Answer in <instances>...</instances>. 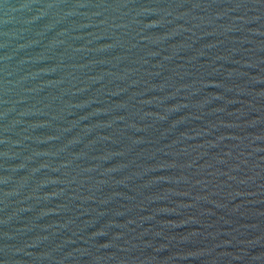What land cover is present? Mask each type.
Wrapping results in <instances>:
<instances>
[{"label": "water", "instance_id": "95a60500", "mask_svg": "<svg viewBox=\"0 0 264 264\" xmlns=\"http://www.w3.org/2000/svg\"><path fill=\"white\" fill-rule=\"evenodd\" d=\"M0 264H264V0H0Z\"/></svg>", "mask_w": 264, "mask_h": 264}]
</instances>
